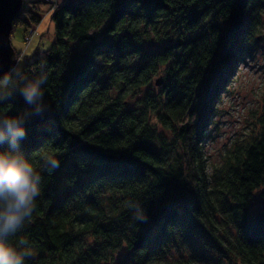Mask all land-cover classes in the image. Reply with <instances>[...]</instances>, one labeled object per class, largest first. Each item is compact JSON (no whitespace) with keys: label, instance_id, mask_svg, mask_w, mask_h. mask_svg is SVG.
<instances>
[{"label":"trees","instance_id":"16d2710c","mask_svg":"<svg viewBox=\"0 0 264 264\" xmlns=\"http://www.w3.org/2000/svg\"><path fill=\"white\" fill-rule=\"evenodd\" d=\"M42 3L23 0L11 37L19 25L26 40ZM263 9L264 0L55 2L54 39L15 66L0 100V114L26 107L17 90L46 75L37 61L47 65L52 108L30 122L22 148L61 164L43 174L18 234L34 251L27 264H264V106L219 164L208 169L203 148ZM178 244L190 254L169 261Z\"/></svg>","mask_w":264,"mask_h":264},{"label":"clouds","instance_id":"9594fccd","mask_svg":"<svg viewBox=\"0 0 264 264\" xmlns=\"http://www.w3.org/2000/svg\"><path fill=\"white\" fill-rule=\"evenodd\" d=\"M40 63L46 73L42 79L22 82L19 97L26 107L19 111L0 114V264H27L34 251L27 239H17L34 213L41 195L43 174L60 167L61 159L48 152L39 160L23 151L22 143L28 135L30 122L51 111L46 98L47 65ZM0 73V82L15 73V66ZM6 99L0 97V100ZM143 219L144 217H138Z\"/></svg>","mask_w":264,"mask_h":264},{"label":"rangeland","instance_id":"374dc122","mask_svg":"<svg viewBox=\"0 0 264 264\" xmlns=\"http://www.w3.org/2000/svg\"><path fill=\"white\" fill-rule=\"evenodd\" d=\"M57 1L60 0H43L41 7L46 9V12L42 14V18L46 19L44 21L46 25L37 32L35 28L29 31L30 34L26 33L27 37L30 36L29 41L23 39V27L15 26L11 44L16 51L22 52L17 61L18 66L39 56V51L47 48L54 39L53 22L47 14L53 10ZM249 45V52L237 62L234 80L222 93L218 102V112L210 126L209 135L203 141L208 169L211 165L219 164L223 155L235 144H239L252 127L251 119H254L252 117L264 106V9L261 15L260 29L251 39ZM153 82L155 87L157 84L155 81ZM8 88L9 83L6 80L0 82V97L7 92ZM259 206L260 199L257 194L255 208ZM207 251L211 254L209 249ZM189 254L188 246L178 244L169 251L168 260L174 261L180 255L188 256ZM197 260H199L198 264H209L206 257L201 260L198 257Z\"/></svg>","mask_w":264,"mask_h":264},{"label":"water","instance_id":"95a60500","mask_svg":"<svg viewBox=\"0 0 264 264\" xmlns=\"http://www.w3.org/2000/svg\"><path fill=\"white\" fill-rule=\"evenodd\" d=\"M22 4L23 0H0V63L5 69L17 64L15 49L11 44V29ZM160 83L161 78L155 80V84Z\"/></svg>","mask_w":264,"mask_h":264},{"label":"crops","instance_id":"0c3cea01","mask_svg":"<svg viewBox=\"0 0 264 264\" xmlns=\"http://www.w3.org/2000/svg\"><path fill=\"white\" fill-rule=\"evenodd\" d=\"M48 15V17L50 16V12H49V14H47ZM48 17H47V19H48ZM41 19H43V20H41V22L39 23V25H37V27H35L36 28V32L40 29V28H42V27H44L46 24H44V21L46 20V19H44V18H41ZM33 37V36H32ZM32 39V38H31Z\"/></svg>","mask_w":264,"mask_h":264},{"label":"snow or ice","instance_id":"6c2138e0","mask_svg":"<svg viewBox=\"0 0 264 264\" xmlns=\"http://www.w3.org/2000/svg\"><path fill=\"white\" fill-rule=\"evenodd\" d=\"M5 70L4 66L2 63H0V73H2Z\"/></svg>","mask_w":264,"mask_h":264},{"label":"built area","instance_id":"2783aa9c","mask_svg":"<svg viewBox=\"0 0 264 264\" xmlns=\"http://www.w3.org/2000/svg\"><path fill=\"white\" fill-rule=\"evenodd\" d=\"M29 31H32V30H31V29H29V30H28V32H29ZM28 32H27V33H28ZM29 34H30V32H29ZM25 39H26V40H29V39H30V36H29V37H27V35H26V36H25Z\"/></svg>","mask_w":264,"mask_h":264}]
</instances>
